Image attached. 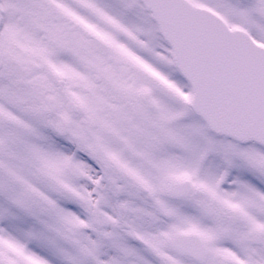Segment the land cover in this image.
Instances as JSON below:
<instances>
[{
	"label": "snow or ice",
	"instance_id": "1",
	"mask_svg": "<svg viewBox=\"0 0 264 264\" xmlns=\"http://www.w3.org/2000/svg\"><path fill=\"white\" fill-rule=\"evenodd\" d=\"M0 264H264V0H0Z\"/></svg>",
	"mask_w": 264,
	"mask_h": 264
}]
</instances>
